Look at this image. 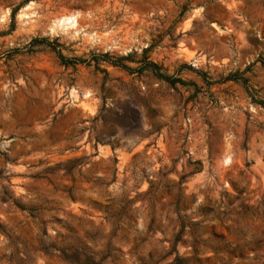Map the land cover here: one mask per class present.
I'll list each match as a JSON object with an SVG mask.
<instances>
[{
    "label": "rangeland",
    "instance_id": "obj_1",
    "mask_svg": "<svg viewBox=\"0 0 264 264\" xmlns=\"http://www.w3.org/2000/svg\"><path fill=\"white\" fill-rule=\"evenodd\" d=\"M0 264H264V0H0Z\"/></svg>",
    "mask_w": 264,
    "mask_h": 264
},
{
    "label": "trees",
    "instance_id": "obj_2",
    "mask_svg": "<svg viewBox=\"0 0 264 264\" xmlns=\"http://www.w3.org/2000/svg\"><path fill=\"white\" fill-rule=\"evenodd\" d=\"M42 41H44L42 38H33L32 39V42L33 43H37V42H42ZM56 53H58V56H59V59L60 60H63V61H65L66 60V58H64L60 53H59V51L58 50H56L55 49V46H50ZM147 60H145L144 62H143V64L142 65H140L139 67H138V70H143V69H145L146 67L147 68H150V69H152L153 71H154V73L158 76V77H160V78H162V79H164V80H166V81H168L170 84H173V83H175V82H179L180 80H179V78H176V77H173V76H166V75H163L162 73H160L157 69V67H156V64H154L153 62H151V61H147ZM117 65H120V66H122V67H124V68H126V69H129L127 66H125L124 64H119V62H117ZM144 65V66H143ZM237 74H235V73H230V74H228L225 78H224V80H226V79H229V78H232V77H237L236 76Z\"/></svg>",
    "mask_w": 264,
    "mask_h": 264
},
{
    "label": "bare ground",
    "instance_id": "obj_3",
    "mask_svg": "<svg viewBox=\"0 0 264 264\" xmlns=\"http://www.w3.org/2000/svg\"><path fill=\"white\" fill-rule=\"evenodd\" d=\"M64 19H65V17L63 18V21H64ZM72 19H73V18H72ZM72 19H71V20H72ZM68 20H69V18H67V21H68ZM74 20H75V19H74ZM59 21H60V20H59ZM74 22H75V21H74Z\"/></svg>",
    "mask_w": 264,
    "mask_h": 264
}]
</instances>
